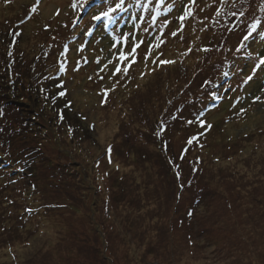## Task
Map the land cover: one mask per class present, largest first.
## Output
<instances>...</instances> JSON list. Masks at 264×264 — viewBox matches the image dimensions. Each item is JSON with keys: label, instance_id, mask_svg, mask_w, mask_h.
I'll return each instance as SVG.
<instances>
[{"label": "rangeland", "instance_id": "rangeland-1", "mask_svg": "<svg viewBox=\"0 0 264 264\" xmlns=\"http://www.w3.org/2000/svg\"><path fill=\"white\" fill-rule=\"evenodd\" d=\"M82 2L0 0V264H264V0Z\"/></svg>", "mask_w": 264, "mask_h": 264}, {"label": "trees", "instance_id": "trees-1", "mask_svg": "<svg viewBox=\"0 0 264 264\" xmlns=\"http://www.w3.org/2000/svg\"><path fill=\"white\" fill-rule=\"evenodd\" d=\"M30 100L31 99H29V102H30ZM145 100L146 99L144 98L139 103H141V102H143ZM15 103H16V106L19 107V108H23L25 106L24 103L23 104L22 103H18V101H16V102L12 101L11 102V104H15ZM43 104L46 105L47 107L41 106L38 109V111L41 112V113H43L44 110L50 108V104L49 103L44 102ZM56 105H57V103H56ZM27 108H29L31 110V112H34L32 107H30V106L28 107L27 106ZM6 127L9 128L10 133L9 134H6V133L4 134L6 136L4 138L5 148L1 149L3 146L0 145V159L1 158L6 159V161H4L1 164H2V166H5V167L9 166L11 168L16 166V165L22 164L23 165V170H22L23 179L21 181V184L27 183V181L30 182L29 178L33 175V173H32L31 170L27 171L25 169V167L30 165V160L28 159V156H29L28 153H31L33 151V148H32V146L22 147L21 144L20 145H16L15 141L18 140V136H20V134H16L14 132V129L12 128V125H6ZM26 134H28V132L24 133V135H26ZM24 137H26V136H24ZM0 140H1V137H0ZM167 147H169V142H168Z\"/></svg>", "mask_w": 264, "mask_h": 264}, {"label": "snow or ice", "instance_id": "snow-or-ice-1", "mask_svg": "<svg viewBox=\"0 0 264 264\" xmlns=\"http://www.w3.org/2000/svg\"><path fill=\"white\" fill-rule=\"evenodd\" d=\"M40 2H41V0H37L36 5L32 6L29 11L31 13H33V14L36 13L37 10H38V7L37 6L39 5ZM83 3H86V0H83V2L81 4V7L83 6ZM75 6L76 5H73V7H75ZM117 7H119V5H117ZM115 11H116V8H109L107 11L102 12L100 15L94 16L93 19H95V20H102L104 18H107L108 20H111L113 18L112 17V14ZM217 14H219V13H217ZM57 15H59V12H57ZM186 15H190V12L189 13H186ZM181 19H183V17H181ZM254 27H255V25H253V28ZM16 35H19V33H17ZM173 35H175V33H173ZM245 39H247V36L245 37ZM125 43H127V38H125ZM139 46H140L139 44H136L134 47H132L130 53H127V54H125L123 52L120 53V56L118 57V59L120 61H122V62L123 61H128V64L126 66H124L123 68H121L118 65L117 68H116V71L117 72H121L122 71L124 74H127V72L129 70V68L131 67V65L136 62L135 57H136V54H137V48ZM205 51H207V49H205ZM110 63H111V61H110ZM160 63L161 64H172V63H175V61L161 60ZM261 64H264V60L261 61ZM105 67H107V65H105ZM249 79H251V77H249ZM61 87H62V85H61ZM104 94L106 96L107 95V92H105ZM60 95H64V93L61 92ZM256 100L259 101L260 98L257 97ZM61 119H63L62 116H61ZM189 123H191V121H189ZM201 123H202V126H203V122H201ZM208 127L210 128L211 125H208ZM193 139H195V138H193ZM188 143L191 144L192 143V140H189ZM110 151H111V149L109 148V152Z\"/></svg>", "mask_w": 264, "mask_h": 264}]
</instances>
